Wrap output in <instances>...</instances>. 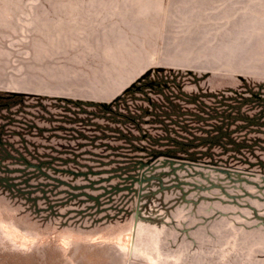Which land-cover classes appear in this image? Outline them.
I'll list each match as a JSON object with an SVG mask.
<instances>
[{
	"label": "rangeland",
	"instance_id": "rangeland-1",
	"mask_svg": "<svg viewBox=\"0 0 264 264\" xmlns=\"http://www.w3.org/2000/svg\"><path fill=\"white\" fill-rule=\"evenodd\" d=\"M0 264H264V0H0Z\"/></svg>",
	"mask_w": 264,
	"mask_h": 264
}]
</instances>
